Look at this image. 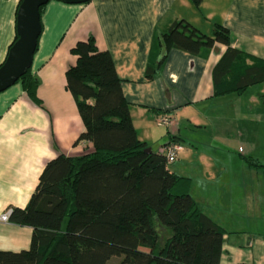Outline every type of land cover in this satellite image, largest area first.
I'll list each match as a JSON object with an SVG mask.
<instances>
[{
    "label": "crops",
    "instance_id": "crops-1",
    "mask_svg": "<svg viewBox=\"0 0 264 264\" xmlns=\"http://www.w3.org/2000/svg\"><path fill=\"white\" fill-rule=\"evenodd\" d=\"M19 1L0 0V64L15 36ZM180 20L206 35L219 24L229 31L231 47L264 61V0H200L197 5L193 0H48L30 65L40 104L30 100L19 82L0 92V214L26 206L48 160L58 154L80 155L91 147L89 142L75 143L83 123L64 74L76 60L71 48L91 36L112 58L138 139L151 146L173 137L183 145L168 169L189 178L192 198L225 230L219 264H264V231L255 227L264 218V172L243 158L219 154L215 145L226 144L237 123V138H247L244 145L250 147L240 153L248 152L244 156L264 165L252 155L255 146L244 126L253 130L260 125L264 81L240 93L214 96L212 69L225 50L221 44L198 55L172 48L147 77L146 68L160 59L152 46L156 33ZM163 113L171 118L169 126L156 122ZM181 126L205 133L201 145L206 149L198 151L200 142L185 139ZM183 163L195 164L198 172L186 174ZM30 235L27 225L0 222V249H26Z\"/></svg>",
    "mask_w": 264,
    "mask_h": 264
},
{
    "label": "trees",
    "instance_id": "trees-1",
    "mask_svg": "<svg viewBox=\"0 0 264 264\" xmlns=\"http://www.w3.org/2000/svg\"><path fill=\"white\" fill-rule=\"evenodd\" d=\"M217 44L225 50L212 69L214 96L264 81V61L231 47L226 28L214 24L206 35L184 20L156 33L152 46L160 59L146 76L172 48L198 55ZM70 52L76 60L64 73L65 87L83 123L75 143L91 147L45 163L26 206L12 208L8 218L31 228L29 245L0 249V264H106L112 257H121L116 264H219L225 230L192 198L189 178L169 171L163 156L138 139L109 52L91 36ZM16 82L40 104L30 68ZM260 99L264 108V94ZM243 160L264 172L251 156Z\"/></svg>",
    "mask_w": 264,
    "mask_h": 264
},
{
    "label": "water",
    "instance_id": "water-1",
    "mask_svg": "<svg viewBox=\"0 0 264 264\" xmlns=\"http://www.w3.org/2000/svg\"><path fill=\"white\" fill-rule=\"evenodd\" d=\"M65 3H84L87 0H61ZM48 0H21L15 12L16 39L0 65V92L13 85L28 68L36 49L41 30L39 8ZM151 148L147 147L146 151Z\"/></svg>",
    "mask_w": 264,
    "mask_h": 264
},
{
    "label": "rangeland",
    "instance_id": "rangeland-1",
    "mask_svg": "<svg viewBox=\"0 0 264 264\" xmlns=\"http://www.w3.org/2000/svg\"><path fill=\"white\" fill-rule=\"evenodd\" d=\"M220 107H224V106H220ZM232 124V123H231ZM259 127H255V129L252 130V128L249 127V125L245 124V128L248 129V133L250 135L249 140H251V143L254 144L255 148H254V154L256 158H258L262 163H264V115L262 114V118L260 120L259 123ZM237 123H234V125H232V129H231V133L229 134L230 136H228V139L226 140V144H222V142L216 143L215 145H218V153L219 154H223L227 157H229V159L232 158H243L244 155H247L248 152H243V153H247V154H241L240 152L242 151V148L246 149H250V147L247 145L245 146L244 144L247 143V138L245 139H238L237 138ZM180 129L183 131V136L185 137V139H189L190 137H192L193 139H196L198 142H200V144H198V151H203V149H206V147H204L203 145H201V142L205 139V133L203 132H194L188 129H185L183 126L180 127ZM187 142V141H186ZM151 146H148L154 150H157V148L161 145V144H150ZM186 146L190 148L189 144L186 143ZM221 151V152H220ZM248 151V150H247ZM240 159V160H241ZM193 162V161H192ZM232 162H235L234 159ZM230 164V166H234V170H237L238 168L236 167L237 165L235 163ZM174 164L171 163L170 165H168V167L171 169L173 168ZM183 172L190 173L191 175H195V173L198 172L196 165L195 164H188V163H183ZM195 177V176H194ZM264 219V218H263ZM261 220V222L256 225L255 227L257 229H260V231H264V220ZM121 259V257H112L110 258L106 264H116L117 261H119Z\"/></svg>",
    "mask_w": 264,
    "mask_h": 264
},
{
    "label": "built area",
    "instance_id": "built-area-1",
    "mask_svg": "<svg viewBox=\"0 0 264 264\" xmlns=\"http://www.w3.org/2000/svg\"><path fill=\"white\" fill-rule=\"evenodd\" d=\"M157 124L169 126L171 124V118L166 114H157L156 115ZM183 150V145L175 140H168L165 143L161 144L157 148V152L161 154L167 165L173 163L178 154ZM11 209H6L3 213L0 214V222L5 223L8 221Z\"/></svg>",
    "mask_w": 264,
    "mask_h": 264
}]
</instances>
